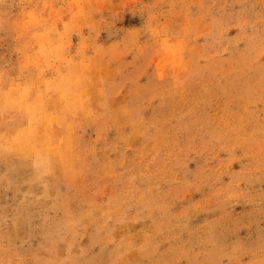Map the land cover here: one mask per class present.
I'll use <instances>...</instances> for the list:
<instances>
[{
	"label": "rangeland",
	"instance_id": "obj_1",
	"mask_svg": "<svg viewBox=\"0 0 264 264\" xmlns=\"http://www.w3.org/2000/svg\"><path fill=\"white\" fill-rule=\"evenodd\" d=\"M7 73L89 124L0 160V264H264V0H0Z\"/></svg>",
	"mask_w": 264,
	"mask_h": 264
},
{
	"label": "crops",
	"instance_id": "obj_2",
	"mask_svg": "<svg viewBox=\"0 0 264 264\" xmlns=\"http://www.w3.org/2000/svg\"><path fill=\"white\" fill-rule=\"evenodd\" d=\"M12 74L7 73L5 77L7 80L0 86V160H4L7 166L10 163L9 170L24 169L26 164L33 165L36 160H50V156L35 157L34 151L27 154L29 149L24 150V148L31 138H36L39 143L44 144L49 143L50 140L49 144L61 149L63 154L71 149L70 146L76 138V130L89 124L88 113L85 114L79 109L72 110L74 103L72 101L68 103V100L62 98L63 94L72 91L73 88L50 94H46L43 89L38 95L24 98L20 97L18 92L17 95L14 94V89H10ZM81 80L82 85L85 86L82 93V96H86L84 101L91 104L94 97L93 80L86 76ZM31 102L34 106H30ZM31 107L34 109L31 110ZM52 117L54 119H49ZM29 130H33V133ZM64 171L68 175L73 174L71 166L66 167ZM6 175L10 176L11 172L7 171ZM39 195L38 192L33 199H38Z\"/></svg>",
	"mask_w": 264,
	"mask_h": 264
}]
</instances>
